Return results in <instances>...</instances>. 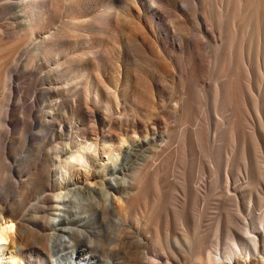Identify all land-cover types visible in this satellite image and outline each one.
Returning <instances> with one entry per match:
<instances>
[{
	"label": "bare ground",
	"instance_id": "obj_1",
	"mask_svg": "<svg viewBox=\"0 0 264 264\" xmlns=\"http://www.w3.org/2000/svg\"><path fill=\"white\" fill-rule=\"evenodd\" d=\"M99 1L103 9L97 16L98 20L96 21L94 17L86 18L91 14L89 9L94 5L96 6ZM166 1L174 2L177 9L180 8L179 3L184 4L191 11L188 12L181 8L185 18L180 19L173 15L174 19L171 21L172 30L176 37L174 38L177 39V42H172V46L179 48L183 53H187L185 58L187 66L185 68L181 66L179 74L173 68V59L166 55V42L159 37L153 20L148 21L141 17L137 4L142 0H127L131 5L134 3L137 6H132V8H129V5L128 7L125 6L127 7L126 11L117 5L118 0H68L67 5L73 9L72 16L67 12L66 18L61 21V27L55 33L53 32L54 34L50 38L42 36L40 31H36L34 28H42L45 22L51 20L61 7L62 0L22 1L26 7L31 6L35 13L27 12V17L31 18L26 23L28 27L26 36L23 34V36L15 37L9 42L0 40V92L13 89L12 82L8 81L10 76L12 80L13 73H10L11 68L9 67V70L8 66L12 64L11 62L14 63L12 60L15 52L19 51L24 40L29 38L32 48L28 50L29 57L25 66L35 67L37 65L36 75L40 76L43 84L46 85L43 88L45 99L41 98L43 100L41 101L42 105H39L40 99L37 96H29L35 74L33 75L32 70H28L29 68L28 71H21L22 78L19 77L23 81L19 87L20 102L15 105L10 102L7 103L5 115L0 121V179H4L5 173H8L5 180L11 184L12 188L17 189L16 195L13 196L9 192L5 195L0 192V264H26L22 258L23 253H25L23 250H29L31 245H26L27 241L20 236L19 232L24 224L21 223L22 220L17 223V220H19L18 216L23 213L24 203L31 199L25 189L30 187L32 183L36 184L37 188L44 189L40 197L41 200L35 204L34 216L37 219L44 218L41 226H45L46 229L53 232L51 233L52 239L59 233L65 235L61 241H50L49 247H47L48 254H58L59 264H87L81 260L79 253L77 254L78 248L75 242L78 235L73 229V225L77 223L76 217L80 210L85 213L82 217L80 216L81 219L78 221V226L82 228H85L87 224L99 222V219L104 223L108 211H118L125 215L139 214L140 216L136 218L140 219L141 217L148 228L154 223H159L156 221H159L164 213L165 217L168 218L171 211L178 222H186L187 210L184 203L178 206L173 202L175 197L168 196L170 190L167 189V185L162 182L160 177H153L150 174L151 170H149L150 172L146 171L142 174L135 173V178L132 177V180H127L129 179L127 163L133 158L132 145L135 142L151 141L152 136H156L158 133L156 126H158L159 120L162 124H166L164 117L168 118L169 112L162 109V97L170 87L167 84L169 79L172 83L179 85L183 91V96L181 94L176 110L183 107L185 109L183 118L190 119L193 117L198 92L195 89L197 73L199 67H202L195 52L199 47L198 45H209L213 42L216 46L214 50L217 55L214 58L220 77L213 87L214 101L217 114L225 119L228 116L225 128L226 137L235 142L240 141L244 145L246 144V137H250L254 143V153L258 159V163L255 164L264 168V152L260 145V136L264 133L258 132L256 128L250 131L247 128L249 124L247 126L246 118L249 111L260 108L259 99L251 92L244 93L246 87L242 80V74L246 69L243 51L248 40L253 37L257 39V36L264 37V0H196L197 2L195 0V2L192 0H148L151 18L160 15L161 10L159 11V9L162 7H159ZM83 5H86L85 9L80 11L81 8L78 6L82 7ZM199 5H203L205 12L211 11L214 18L209 17L206 13L203 16L200 15L196 9L199 8ZM188 18L196 30V39L190 37V29L187 27V22L190 21ZM204 21L207 22L210 30L205 27ZM99 29H104L111 38L104 39L96 36L94 33ZM170 29H168L169 33L172 31ZM213 32L217 33L216 37ZM53 37L54 39H52ZM50 46L59 49L54 50L55 53L52 57L54 66L43 74L40 69ZM96 47H101V49L96 51L97 54L93 57L90 55V51ZM113 51V54L117 55H115L118 58L117 62H119L115 68L111 67V63L114 64L111 54ZM255 57L257 66H259L261 63H259L260 54H256ZM261 58H264V52ZM24 83L27 86H23ZM115 84L117 85L116 90H112L111 88ZM16 90L18 91V89ZM50 92L58 93L60 99L49 101L46 95ZM29 100H31L30 104L28 103ZM13 108L20 110L25 117L24 122H22L23 125L10 134V130L6 131L5 126L9 123ZM4 110L0 106V112ZM45 112L52 115V120L47 119ZM96 112H101L107 117L110 126L108 131L115 133L118 144L115 141L113 144H109L108 140H104L103 146H101L100 141L102 139H99V131H97V139L92 138L91 142L86 141L88 137L86 131L75 133L74 137L71 138L74 134L73 129H78L71 121L77 119V126H79L83 121L94 117ZM71 115L72 117L69 118ZM112 121H117V123L114 124ZM117 124H119L117 127L119 131H115L114 126ZM29 125L39 128L38 131L45 130L44 135L41 136L37 132L27 130ZM194 125L196 128L191 129V131H185V129L179 135L181 136V145L184 148L187 146L199 148L203 145L202 128L199 123ZM46 130H50L52 135L45 134ZM57 134L62 138V141L57 149L59 153L54 156L50 141ZM122 134L126 136L121 137ZM133 135L138 138L129 145L126 139H133ZM16 137L32 138L36 143L40 139L43 140V143L34 145L24 158L23 168L30 173L26 181L17 174L20 158L4 145V142L6 144L7 141L11 145L15 144ZM71 140L72 142H70ZM85 144H91L95 150V155L87 156L88 164L81 167L69 163L68 157ZM34 151H46V153L43 155L34 154ZM102 153L110 156L109 159L111 160L100 163ZM243 155L241 157L248 166L251 162H248L246 153ZM94 165L101 167L99 173L94 172ZM101 176L107 177L108 181L102 182L103 187L97 194L98 190L93 186L97 187L99 183L95 179ZM118 176H121L120 185L115 186L113 181H116ZM81 179L89 184L87 189H85V183L81 184ZM1 181L3 182V180ZM73 181H75L74 184L71 183ZM127 191L130 192L131 196L125 199L124 205L119 206L123 199L122 194ZM81 192H84V195L80 196ZM171 192L173 191L171 190ZM40 198L38 197V199ZM86 213H90L89 218ZM74 214L76 215L74 216ZM259 221L263 226L264 216L261 215ZM194 224L196 225V223ZM256 230L258 231V229ZM146 232L150 233V231ZM152 232L155 233L156 238H159L157 228ZM250 232L252 233L248 229L246 233ZM252 234L254 235L245 238L238 234L235 235L232 231L229 233L233 244V250L229 254L231 261L241 264L244 254L257 256L261 249H264V237L261 240V245L259 236L255 232ZM177 243L181 248L179 240ZM187 243L190 246V242ZM166 250L173 254L171 246ZM222 255L213 250L207 254L204 253L202 264L222 263L224 258ZM41 256L42 253L38 251L36 253L38 261ZM33 263L35 262L30 261V264ZM104 264H112V262L106 260Z\"/></svg>",
	"mask_w": 264,
	"mask_h": 264
},
{
	"label": "rangeland",
	"instance_id": "obj_2",
	"mask_svg": "<svg viewBox=\"0 0 264 264\" xmlns=\"http://www.w3.org/2000/svg\"><path fill=\"white\" fill-rule=\"evenodd\" d=\"M22 1L29 0H0V40L2 42L12 41L15 37L23 36V34L26 36V32L28 31L26 23L29 22L31 18L27 17V12L29 11L31 14L35 13V10L31 8V6L26 7L25 3H22ZM63 1L64 0H62V2ZM67 2L68 0L61 3V7L57 13L51 18V20L49 19L45 22L46 24L44 23L42 28L37 27L34 29L40 31L42 36L50 38L51 35L61 27V21L66 18L65 14L68 12L69 15L72 16L73 9L67 5ZM100 3L101 2L99 1V3H96V6L94 5L92 8H88L91 14L86 16V18L94 17L96 21L98 20L97 16L100 14V10L103 9L100 6ZM117 5L124 11L127 10L126 8L128 5L129 8L138 5L141 17L148 21L153 20L159 37H161V39L163 38L162 40L166 42L168 51H166V55L173 59L172 65L176 73L179 74V69L187 66V61L185 59L187 53H183L179 48L172 46V42H177V39H175L176 37L172 30L171 21L174 19V16L180 19L185 18V15L180 10L181 8L191 12L184 4L182 5L179 3L180 8L177 9L174 2L166 1L159 7H162L159 9V11L161 10L160 15L158 16L159 18H151L152 15L149 13L150 3L148 0H142V2H139L137 5L134 3L131 5L127 0H118ZM85 6L86 5L78 7L81 8L80 11H83ZM196 9L200 15L203 16L204 13H206L209 17L214 18V14L211 11L205 12L203 5H199V8ZM204 23L205 27L210 30L209 26H207V22L204 21ZM193 26L191 20L187 22V27L190 29V37L196 39V30ZM169 28L172 30L170 33L168 31ZM94 34L104 39L111 38L104 29H99V31H95ZM213 35L216 37L217 33L213 32ZM253 38L248 40V44L243 51L244 59L246 60H244L246 69L242 74V80L246 87L244 88V93L248 94L251 92L256 97L258 96L260 108L258 107V109H256L257 111L252 109L253 111H249L248 115H246L247 126L249 124V127L247 128L250 129V131H253L256 128L258 132L264 133V58H261L263 57L264 52V37L257 36V39H255V37ZM52 39H54V37ZM52 39L51 41H53ZM198 46L199 47L195 52L202 67H199L197 73V85L195 86V89L198 92L193 117L190 119L183 118L185 112L183 107L176 110V106H179L178 102L181 99V94L183 96V91L179 85L172 83L169 79L167 84L170 85V89L168 88L167 92L162 97V109L169 112L168 118L164 117L166 124H162L159 120L158 126H156L158 133L156 136H152L151 141L144 143L135 142L136 138H138L135 135H133V139H126V142L129 145H131V142H135V144L132 145L131 150L133 158L127 163V175L129 177L127 180H132V177L135 178V173L142 174L146 171L150 172L149 170H151L150 174L153 177L159 176L162 182L167 185V189L170 190L168 196L175 197L173 198L175 200L173 202L178 206H181L184 203L187 210L186 222H178L171 211L168 218L165 217L164 213L161 219L159 218V221H156L159 222L157 223L158 225L154 223V225L149 226L148 228V226L142 221L141 217L140 219L136 218L140 216L139 214L136 215V213H130L125 215L118 211H108L104 223L101 222V219H99V222L93 219L96 221L95 224H87L85 228H82L78 226V221L85 213L83 210H80L76 217L77 223L73 225V229L78 235L76 236L75 242L78 248L77 254L79 253L81 260H84L87 264H104L106 260H110L112 264H202L204 253L207 254L211 250L223 254L222 256L224 257L222 263L212 264H236V261L233 262L229 259V254L233 250L232 240L229 235L231 231L234 232L235 235L238 234L245 238L246 236H253L254 234L252 233L255 232V234L259 236L262 245L261 240H263L264 237V225L262 226L260 224L259 218L261 215L264 216V168L256 165L258 159L256 153H254V143L250 137H246V144L244 145L242 143L243 147L240 141L235 142L233 139L226 137L225 128L227 126L226 121L228 113L226 114V119L218 115L214 101L213 87L216 80L220 77L215 61L217 53L214 50V47L216 46L213 42L209 45L204 44ZM31 48V40L27 38L24 40L20 50L15 52L16 54L13 57L15 60H12L14 63L11 62L12 64L8 66L9 70L11 68L10 73H13L12 80L11 76L8 78V81L12 82L13 89H7L0 92V106L5 109L0 112V121L5 115L7 103L10 102L15 105L20 102L19 87L20 83L23 81L20 75L21 71L32 70L33 75L35 74L34 83L31 85L29 96H37L40 99L39 105H42L41 101L45 99L43 88L46 87V85L43 84L41 77L36 75L37 65L35 67L25 66L29 57L28 50ZM56 49L59 48L50 46L47 49L48 54L44 58L40 69L41 73H46L54 66L52 57L54 56V50ZM100 49L101 47L92 48L90 55L94 57L97 54L96 51ZM113 53L114 51L111 52L112 62L114 64L112 65L111 63V67L115 68L119 62H117V55ZM256 54H260L259 63H261L259 66H257ZM23 86H27V84L24 83ZM116 86V84L113 85L111 89L116 90ZM15 88L18 89V91ZM46 96L49 101H57L60 99L59 94L55 92H50ZM41 98L43 100H41ZM30 102L31 100H29L28 103L30 104ZM122 105L124 106V103H122ZM12 111L13 113L9 118V123L5 126L7 128L6 131L10 130V134L23 125L22 122H24L25 117L24 114L16 108H13ZM45 115L48 120H52V115L50 113L45 112ZM71 117L72 115L69 116V118ZM71 122L78 128L73 129L74 134H72L71 138L74 137L75 133L78 134L82 131H86L88 132L86 141L91 142L93 140L92 138L97 139V131H99V139H102V141H100L101 146H103L104 140H108L109 144H113L114 141L118 144V138L115 133L108 131L110 129L108 123L109 120L101 112H96L94 117L87 121H83L79 126H77V119H73ZM112 122H114V124L117 123V121ZM194 122L199 123L202 128V135L204 137L203 145L201 147L199 146V148L191 146L184 148L181 145V136L179 135H181L185 129V131H191V129L196 128ZM118 126L119 124L114 126L116 129L115 131H119L117 129ZM125 129H127L126 126ZM27 130L37 132L41 136L44 135L45 131H38L40 129L36 127L34 128L33 125H29ZM45 134H48L49 136L52 135L50 130H46ZM124 136L126 135L122 134L121 137ZM54 137L55 138L50 141V147L55 156L59 153L57 149L59 148L62 138H60L58 134ZM70 142H72V140ZM35 143V140L33 141L32 138L23 139L18 137H16L15 144L11 145L9 141H7L6 144L4 142V145L11 149L13 153L20 158L17 169L19 173L17 172V174L25 181L30 176V173L27 169L23 168L24 158L34 145L43 143V140L40 139L36 144ZM260 145L264 152V135L260 136ZM112 146L114 147V145ZM242 152L243 154L246 153L248 162H251L248 166H246V162H244L243 157H241L244 156ZM44 153H46V151H34V154L43 155ZM109 158L110 156H106L102 153L100 163L111 160ZM93 167L94 172L99 173L101 167L99 165H94ZM158 168L160 171L159 173ZM7 176L8 173H5V178ZM5 178L0 179V192L4 195L7 192H9L11 196L16 195L17 189L15 187L12 188L11 184L6 181ZM120 178L121 176H118V178L116 177V181H113L115 186L120 185ZM1 180H3V182ZM95 181L99 184L97 187L93 186V188H97V194H99L103 187L102 182H107L108 178L101 176L100 178L97 177ZM74 182L75 181L71 183L74 184ZM84 183L85 189H87L89 184L81 179V184ZM105 188L108 187L105 186ZM171 190L173 192H171ZM25 191L31 199L24 203L25 208L23 209V213L18 216L19 220H17V223L22 220L21 223L24 224V227L20 229L19 234L27 241L26 245L31 246L29 250H23L25 252L22 255L23 261L26 264H30V261H34L35 263L33 264H59L60 259L58 258V254H48L47 247H49L48 243L50 244V241H61L62 237L65 235L59 233L55 235L56 237L53 236L54 238L52 239L51 233L53 232L46 229L45 226H41L44 222V218L37 219L33 214L35 204L41 200L40 197L44 189L37 188L36 184L32 183V185L27 187ZM82 195H84V192L80 193V196ZM130 196L131 194L129 191L123 193V199L119 203V206L124 205L125 199ZM38 197L40 199H38ZM227 197L228 200H226ZM86 214L89 218L90 213ZM113 214L116 215L114 216ZM75 215L76 214H74V216ZM229 218L230 220H228ZM216 220L218 222L220 221V223ZM137 221L139 222L137 223ZM194 223H196V225ZM150 228L151 230H149ZM156 228L159 231V238H156L155 233L152 232L153 230H156ZM248 229H250L252 233L250 232L247 234L246 232ZM256 229H258V231ZM146 231H150V233ZM199 234L201 238H199ZM177 240L180 241L182 249L177 243ZM187 242H190L189 244L193 248L190 247ZM169 246H171L173 254L166 250ZM37 250L42 253L39 261L36 258ZM242 258L243 261L241 264H264V249H261V252L257 256L244 254Z\"/></svg>",
	"mask_w": 264,
	"mask_h": 264
},
{
	"label": "clouds",
	"instance_id": "obj_3",
	"mask_svg": "<svg viewBox=\"0 0 264 264\" xmlns=\"http://www.w3.org/2000/svg\"><path fill=\"white\" fill-rule=\"evenodd\" d=\"M88 155H95L94 147L91 144L82 145L77 152H74L68 157V162L84 167L88 164Z\"/></svg>",
	"mask_w": 264,
	"mask_h": 264
}]
</instances>
